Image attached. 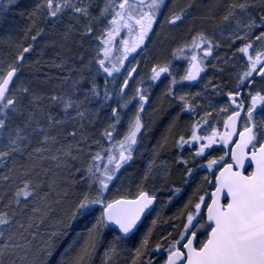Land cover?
I'll return each instance as SVG.
<instances>
[{
	"label": "snow or ice",
	"instance_id": "1",
	"mask_svg": "<svg viewBox=\"0 0 264 264\" xmlns=\"http://www.w3.org/2000/svg\"><path fill=\"white\" fill-rule=\"evenodd\" d=\"M17 8L19 16L29 22L27 27L20 28L8 19L9 12ZM196 10L202 13L199 19L213 22L221 37L227 33L224 38L231 55L215 56L222 46L215 34L189 28L190 34L195 33L190 40L177 44L171 58L153 63L147 74H141L140 61H131L147 53L150 41L161 46L175 42L176 31L197 18ZM65 16L70 22H65ZM94 25L102 27L97 32ZM0 31V164L7 166L12 161L15 165L18 157L30 161L20 172L5 210H0V264H91L101 246V264H115L124 253L127 264H159L155 253L161 250L166 252L163 264H264V118L258 121L255 115L258 107L264 108V0H214L206 6L198 0H187L183 6L177 0H103L102 6L95 0H39L33 6L5 0L0 4ZM49 35L60 40L59 44L51 41L53 48L71 51L68 45L75 43L93 54L86 61L84 52L71 58L57 51L48 66L62 75L45 93L43 86L53 77L45 73L30 79L24 73L27 68L40 71L36 67L39 59L30 57L39 41ZM89 42L94 46L86 48ZM39 55H44L43 50ZM213 57L212 68L218 71L224 70L218 68L221 61L238 68L234 87L226 94L230 103L217 109L209 100L211 111H204L192 123L191 135L175 139L177 148L195 149L188 158L182 153L176 158L182 169L179 183L171 178L167 162L157 163L169 136L174 135L177 113L152 146L135 191L126 188L125 194L109 197L111 185L123 183L121 173L136 162L138 150L153 131L155 120H145L153 86L170 77L160 99L176 100L182 104L180 112L197 114L204 105L194 106L191 101L204 93L177 95L176 87L202 79ZM174 60L187 63L179 80L174 75ZM101 76L102 86L97 81ZM209 85L219 94V85L209 80L205 90ZM214 113L223 115V131L212 124ZM101 121L99 137L93 139L88 129ZM237 134L239 138L234 139ZM216 144L226 151L212 157L209 150ZM206 156L203 164L198 163ZM85 157L86 165L76 167L75 162ZM46 161L56 169H74L72 175H79V180L72 184L85 186L58 216L53 205L67 199L68 190L58 193L56 201L49 199L56 181L45 184L38 180L37 171L51 172L43 167ZM202 167L215 176L210 198L207 188L213 181L205 175L204 183L169 218L182 222L179 236L169 232L153 246L162 209L182 195ZM132 175L127 178L131 180ZM10 179L9 175L0 177L5 183ZM29 210L25 219H18ZM150 216V225L141 232ZM49 219L50 231L37 244L38 233L33 228L39 229ZM201 235L204 238L198 241Z\"/></svg>",
	"mask_w": 264,
	"mask_h": 264
},
{
	"label": "trees",
	"instance_id": "2",
	"mask_svg": "<svg viewBox=\"0 0 264 264\" xmlns=\"http://www.w3.org/2000/svg\"><path fill=\"white\" fill-rule=\"evenodd\" d=\"M182 1H187V0H182ZM198 2L200 4L206 6L208 4L213 3L214 0H198ZM223 2H227V0H223ZM19 3L21 5L33 6L35 3H37V0H19ZM95 3L98 4L99 6H102L103 0H95ZM19 11H20V9H18V8L12 9L9 12L8 19L10 21H14L15 25L20 27V28L27 27L29 22L26 20V18L19 16V14H18ZM97 11H98V8H97ZM196 11L200 12L199 10H196ZM64 19H65L66 23L70 22L68 20L67 16H65ZM207 23L209 25H212L211 24L212 22L209 20H207ZM94 27L97 28V32H98L99 29L102 27V25H94ZM0 36H2V32H0ZM19 36H22V32L18 33V38H19ZM53 39L57 40V44L60 43L58 36L49 35L46 37V39L44 41H43V39L39 41V43L37 44L36 52L33 53L30 57V59L32 61L39 59L40 63H39V65H36V67H39L40 71H36L35 68H27L25 70V73H24L25 77L30 78V79L42 78L45 73H47L49 76L53 77V80L50 84L43 86V90L45 91V93L50 91L52 89L53 85H55L54 79H56V77L62 75L60 70H58L54 67L48 66L52 63L53 57H55V54L57 51H59L61 53L62 57H71V58H75V57L79 56L82 52H84L86 61L89 58V56L93 54L90 51H86L85 48L78 47L75 43L68 45V47L71 49V51H66L64 49H60L59 47L53 48L51 46V41ZM27 42H30V38L25 41V43H27ZM45 42H47V44H48L47 47H44ZM166 43H168V42H166ZM154 45L157 46V43H155ZM93 46L94 45L91 42H89L87 44L86 48H91ZM152 49L153 48H151V51L148 52V54H150L151 56H152ZM157 49L158 48L156 47V50ZM41 50H43V52H44V55L42 57L39 55ZM56 62L58 63L59 60H57ZM97 81L101 86L103 85V77L102 76L98 77ZM156 87L157 86L154 85L153 88L151 89V92H150L151 100L149 101L148 108H147V111L145 113V120L149 121V122H151L152 120H155V124L153 125V128L156 127L157 129L150 134V136L146 140L145 144L141 146L140 150H138V158H137L136 162L134 164H132L131 167H126L124 169V171L121 173V176L125 177V179H124L122 184L120 181H119V183H117L118 187H119V191H117V188H118L117 186L115 187L112 185L113 188H111V191L109 193V197H111L113 195L125 194L126 188L129 189V191H131V192L135 191V181L138 180L140 175H142L143 169L146 166V164L148 163L147 161H149V160H146L144 158V156L146 155L147 158H149V159L151 158L152 146L156 144L157 140L164 133L167 125L177 115V112H175L174 110H172L171 112H167V105L165 103H166V99L170 102L169 98H166V99L164 98L163 100H161L160 95L154 96V93L157 92ZM161 91H163V90H161ZM153 96H154V100H153ZM154 109L156 110L155 112L153 111ZM149 114H151V115H149ZM184 122H186V117H181L179 115V120L176 123L174 135H175V133H177L179 131L178 129L180 128V125H182V123H184ZM103 124H104V121H101L96 126V128H89L88 129V131L92 134L93 139H96L99 137V132L102 129ZM174 135L169 136L168 144L161 151L158 160L165 161L169 164V166L171 167V173H172L171 178L173 180H176L177 182H179V176L181 175L182 169L175 164L174 159H173L171 142H172V138ZM95 150L96 149L93 148V151H95ZM160 161H157V163H159ZM6 163H7V166H5L4 164H0V177H2V175L3 176L9 175L10 177H12V179H10L7 183H5L3 180H1V182H0V210H5L4 206L6 204H8V202L11 198V193L14 191L12 186L13 185L16 186L19 183L20 172L24 169V167H26L30 163V161L24 157H18L16 162H15V165L13 164L12 161H8ZM75 163H76V167H82V166L86 165L87 157H85L82 162L77 161ZM43 167L51 169V172L48 173V175L50 177L47 179V175H44V173L41 170L37 169V171H40V176H39L38 180L43 181L45 184H47L48 181L53 180V179L56 181V189L51 192L50 197H49L50 200H52V201L58 200L59 199L58 193H62V191L64 189L68 190L67 199H60V202L58 204L54 203V205H53V207L55 209V213L58 216L59 213L61 212V210L68 207V205L70 204L74 195H76L80 191H82L84 189L83 187H85V186L80 185V184H77V185L72 184V181L74 179L77 181L79 180V175H76V176L72 175V172L74 171V169H71V170L63 169V168L62 169H56L52 165L47 167V166H45V164L43 165ZM10 168H15L16 170L13 172H9ZM129 173L133 174L131 177V180L129 178H127ZM33 179H37V177L35 176V173L33 174ZM130 183H131V187L129 188ZM187 198L188 197L180 196L174 202L168 203V205L162 209L161 221L157 224L156 229H155V235L153 236V241H152L153 246L155 245L157 240L160 239L161 236L166 235L169 232H171L173 234V236H175V237L177 236L178 231L181 229L182 222L180 220L173 221L169 218L173 217L177 214L178 209L180 207H182L183 203L187 200ZM161 199L163 201L164 198L162 197ZM157 207L159 208V205ZM7 211H9V213H11L13 211V208L9 207L7 209ZM29 214H30V210H29V212H26L23 216H19L18 219H25V217ZM154 215H155V213H153V216ZM152 218L153 217L150 216L144 220V223L141 226V232L146 230V228L150 225V221ZM51 223H52V220L49 219L39 229H36L34 227L33 231H36L38 233L37 237H40V239H41V235H44L46 237L48 231H50ZM174 223L176 225L175 228L173 227ZM81 224H82V222H81ZM76 230H80L79 226L77 227ZM37 237H36V240H37ZM107 239H110V235H108L106 237V239L104 241V245H106ZM103 252H104V247L103 246L99 247L97 249L96 253L94 254V256L92 257L91 264H101ZM57 255H58V253H57ZM126 257H127V253H124V254L118 256L116 258L115 264H127Z\"/></svg>",
	"mask_w": 264,
	"mask_h": 264
},
{
	"label": "flooded vegetation",
	"instance_id": "3",
	"mask_svg": "<svg viewBox=\"0 0 264 264\" xmlns=\"http://www.w3.org/2000/svg\"><path fill=\"white\" fill-rule=\"evenodd\" d=\"M4 2H5L4 0H0V4H3ZM38 2H39V0H37V3ZM177 2L179 4V6H183V4L186 3L187 1L177 0ZM200 14H202V13L194 11L193 15L197 18L191 24L183 25V26H181L180 30L176 31L177 40L175 42H169V44H168L169 45L168 46L169 53L163 59H161V60L156 59V60L152 61V59L150 58V54H148V52L151 51V48L153 47L152 45L154 42L150 41L148 44L147 53L145 54V53L141 52L139 55L136 56L135 59H133L131 61V63H135L136 60H139L140 61V73L142 74V71H143L145 64H148L151 67V65L153 63H156L158 61H163L164 59L171 58L172 49L174 47H176L177 44L183 43L185 40H190L191 35L195 34L194 31H193V33L190 34L189 28H193L194 30H205L210 35L214 33L216 39H218L222 45L218 50H216L215 56H220V57H224L226 55L230 56L231 52H229L228 47H227L229 42L226 38H224L227 36V33L224 34V37H221L219 30L216 28V26L213 24V22L211 23L212 25H209L207 23V20L199 19ZM154 40H155V37H154ZM236 46L238 47L239 45H236ZM161 47H163V46H161V45L157 46V48H161ZM213 62H215L214 57L210 58V60L207 62L208 67L205 69L204 73L201 74L202 79H198L197 81H192V82H184L182 85L176 87L177 95H181L185 92H189V93L202 92V93H204V95H202L201 97L191 101L194 104V106L204 105L203 108H198L197 114L189 113L187 111L180 112L182 104L176 100H172L171 98H169V100L174 105L176 112L179 113L181 117H186V122H184V123H182V125H180V128L178 129L179 131L177 133H175V135L172 138L171 145H172V154H173L174 162L176 161L177 156H179L181 153L183 154L184 158H188L190 153L195 150L194 148H190L189 146H185L183 148H177L175 146V139H177L179 137V135H181V134L185 135V138H187L188 136L191 135L192 123L195 120H198L204 111H211V108L207 107L209 100H211L212 104L215 105V107L217 109H219L220 107L226 106L230 103L227 100L226 94H227V92L231 91L234 87V84H235V78L234 77H235V73L238 71V68L232 67L231 62L229 64H223V62L221 61L218 64V68L222 67L224 69L223 72H221V71H218V69L212 68ZM186 67H187V63L183 60H174L173 61V71H174V75L176 76L177 80H179L180 76L184 74V70ZM169 79H170V77L163 78L160 81H158L156 84L157 90H164L166 88L168 82H169ZM209 80H211L213 83L219 85V88H218L219 94H217L216 91H213L211 85H209L207 90H205L204 85ZM232 108H234V106H232ZM245 111H246V109H245ZM227 114H230V111ZM255 115H256V119L258 121L261 118H264V108L258 107L256 109ZM211 121H212V124L215 125L219 131L224 130V128H223V115L218 117L214 113L213 116L211 117ZM239 124L242 127L243 120H240ZM208 130L210 131V127ZM200 134L203 135L205 133L201 132ZM238 138H239L238 134L234 136V139H238ZM225 151H226V149L224 148V146L222 144H216L213 146V148L211 150H209V155L212 157H219V156L223 155ZM229 153H230V150H229ZM144 158L146 160H149V158H147L146 155L144 156ZM207 159H208V157L206 156L203 158V160H198V163L203 164ZM228 159H229V157H225V161H227ZM158 161H160V160H158ZM220 166H222V163ZM214 170L218 171L219 169L215 168ZM205 175H208L209 178L213 181V186L207 188V192H208V195L210 198V193L214 187L215 176L212 174V172H209L206 167H202V168H199L196 170L195 174L191 178V183L189 185L185 186L184 191H183L182 195H180V196L188 197L189 195H191V193L197 187L198 184L204 183L202 178ZM177 183H179V182H177ZM201 194H203V193H201ZM182 227H183V225L181 224V228ZM177 236H178V234H177ZM203 238H204V236L201 235L197 238V240L199 241L200 239H203ZM164 253H166V252H164ZM165 258H166V256H165Z\"/></svg>",
	"mask_w": 264,
	"mask_h": 264
},
{
	"label": "bare ground",
	"instance_id": "4",
	"mask_svg": "<svg viewBox=\"0 0 264 264\" xmlns=\"http://www.w3.org/2000/svg\"><path fill=\"white\" fill-rule=\"evenodd\" d=\"M41 26H44L43 24H41ZM47 30V29H46ZM0 32H2V31H0ZM46 39V37L43 39V41ZM160 39H163V36H161V38ZM155 43H157V46L158 45H160V43L159 42H155ZM154 43V44H155ZM153 44V49H152V56L150 55V58L152 59V61H154V60H156V59H159V60H161V59H163L168 53H169V51H168V44H169V42L168 43H166L165 45H163V47H161V48H158L157 50H156V47L157 46H155ZM59 77V76H58ZM54 81H55V84H58L59 83V81L57 80V79H54ZM57 82V83H56ZM164 91V90H163ZM163 91H161V90H157V92H155L154 93V96H161V93L163 92ZM154 96H153V100H154ZM166 99V98H165ZM166 105H167V112H171L172 110H174L175 112H176V109H175V107H174V105L171 103V101L169 102L167 99H166V103H165ZM157 128L156 127H154L153 128V131L152 132H154L155 130H156ZM45 166H50V165H52L51 164V162H48V161H46L45 163ZM53 166V165H52ZM50 176L49 175H47V179L49 178Z\"/></svg>",
	"mask_w": 264,
	"mask_h": 264
},
{
	"label": "rangeland",
	"instance_id": "5",
	"mask_svg": "<svg viewBox=\"0 0 264 264\" xmlns=\"http://www.w3.org/2000/svg\"><path fill=\"white\" fill-rule=\"evenodd\" d=\"M5 1V0H4ZM151 67L148 65V64H145L144 65V68H143V71H142V74H147L148 72H149V69H150ZM133 107V110H134V108H135V106L133 105L132 106ZM123 130H124V126L122 125V127H121V129H120V134L122 135L123 134ZM117 139H119L120 137H119V135L116 137ZM3 176V175H2ZM0 182H1V180H0ZM117 183H119V181H117L116 183H114V184H112L113 186H117L118 187V184ZM111 185V188H113V186ZM12 188H13V190H14V188H15V185H13L12 186ZM84 188V187H83ZM182 230V228L178 231V236H179V232ZM177 236V237H178ZM39 241H40V237H37V240H36V243L38 244L39 243ZM163 243V242H162ZM167 247V244L165 243V248ZM166 253H164V251L163 250H161L160 252H158V253H155V255L158 257V260H159V264H163V260L165 259V255Z\"/></svg>",
	"mask_w": 264,
	"mask_h": 264
}]
</instances>
